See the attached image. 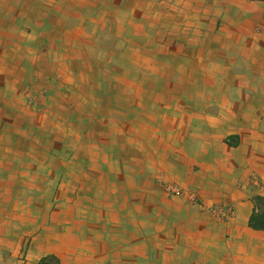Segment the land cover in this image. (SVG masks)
<instances>
[{
    "label": "crops",
    "instance_id": "obj_1",
    "mask_svg": "<svg viewBox=\"0 0 264 264\" xmlns=\"http://www.w3.org/2000/svg\"><path fill=\"white\" fill-rule=\"evenodd\" d=\"M25 6L104 78L75 111L83 132L3 146L44 153H28L22 194L0 193V264H264V230L249 225L264 197V0Z\"/></svg>",
    "mask_w": 264,
    "mask_h": 264
},
{
    "label": "rangeland",
    "instance_id": "obj_2",
    "mask_svg": "<svg viewBox=\"0 0 264 264\" xmlns=\"http://www.w3.org/2000/svg\"><path fill=\"white\" fill-rule=\"evenodd\" d=\"M13 3H16V7H10ZM29 10L33 9L25 6V0H0L2 194L8 186L16 189L19 195L22 194L26 186L24 174L25 167L28 166L26 161L29 162L28 153L39 163H42L40 156L44 153L40 150L28 152L24 145L12 151L4 150L3 146L6 147L9 142L22 143L26 136H33L34 139L37 137L44 142V132L47 129H60L68 134L79 127L83 132L90 124L84 114L79 115L75 111L87 114L91 109L88 96L90 89L92 90L98 79L104 78V72L90 70L91 56L83 54L86 48H78L79 45L73 38L50 36L55 34L56 24L49 26L48 30L45 29L41 23L30 21L26 14ZM46 31H50L48 38H44ZM71 35L68 34L69 37ZM92 81L95 84L91 86ZM114 89L111 86L109 93L112 94ZM75 116L82 119L78 120ZM106 120L108 119L104 114L98 112V122ZM164 189L168 194L174 195L166 190L165 183ZM15 201L19 206L25 203L23 198ZM0 207H8V200L1 198Z\"/></svg>",
    "mask_w": 264,
    "mask_h": 264
},
{
    "label": "trees",
    "instance_id": "obj_3",
    "mask_svg": "<svg viewBox=\"0 0 264 264\" xmlns=\"http://www.w3.org/2000/svg\"><path fill=\"white\" fill-rule=\"evenodd\" d=\"M255 202L256 209L250 218L249 225L254 229L264 230V211L260 209V206L264 204V197L256 196ZM39 264H58V260L55 256L50 255L42 258Z\"/></svg>",
    "mask_w": 264,
    "mask_h": 264
},
{
    "label": "built area",
    "instance_id": "obj_4",
    "mask_svg": "<svg viewBox=\"0 0 264 264\" xmlns=\"http://www.w3.org/2000/svg\"><path fill=\"white\" fill-rule=\"evenodd\" d=\"M165 187L166 190L169 193H172L174 195H182L184 194V188L174 182H165ZM188 199L191 200L192 202H195L197 200L196 195L194 193H187ZM218 212H220L221 214H225L226 210L223 209H219Z\"/></svg>",
    "mask_w": 264,
    "mask_h": 264
}]
</instances>
